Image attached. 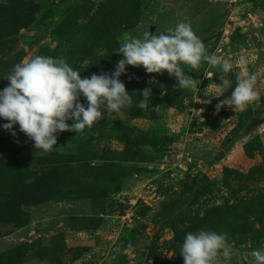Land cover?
Masks as SVG:
<instances>
[{
	"label": "rangeland",
	"instance_id": "obj_1",
	"mask_svg": "<svg viewBox=\"0 0 264 264\" xmlns=\"http://www.w3.org/2000/svg\"><path fill=\"white\" fill-rule=\"evenodd\" d=\"M182 21L233 61L228 73L182 66L200 84L181 89L165 70L126 66L132 104L121 116L102 106L48 153L17 125L15 137L0 128V264H183L184 235L200 229L227 234L235 254L223 264H249L264 246V123L248 130L264 119V0H0V89L35 55L64 58L82 78L111 73L125 40ZM241 72L255 73L259 99L216 111L231 93L207 97L217 76L234 86Z\"/></svg>",
	"mask_w": 264,
	"mask_h": 264
},
{
	"label": "clouds",
	"instance_id": "obj_2",
	"mask_svg": "<svg viewBox=\"0 0 264 264\" xmlns=\"http://www.w3.org/2000/svg\"><path fill=\"white\" fill-rule=\"evenodd\" d=\"M115 52L121 58L111 73H93L83 78L61 57L35 55L14 64L4 78L7 85L0 89V119L7 121L0 124V128L15 137L13 126L17 125L33 142L35 150L48 153L56 149L53 146L59 132L79 134L98 122L102 118V106L105 111L121 116V110L132 104V94L125 90L120 80L126 66H142L147 73L165 70L175 77V86L181 89H195L200 84V80L193 79L182 66L195 70L203 62L212 68L218 66L224 74L233 68L232 60L208 53L186 21L178 22L166 32L149 34L144 31L140 37L125 40ZM238 62L244 65L246 60L240 57ZM217 77L219 83H215L207 97L219 98L229 88L231 93L218 101L216 111L222 106L243 110L259 99L255 73L237 74L234 86L224 75ZM150 95V88L143 89L136 106L145 108ZM179 252L183 264H223L235 254V249L226 233L200 229L185 233ZM173 254L171 250L167 252L169 257ZM250 255L249 264H264V246L253 249Z\"/></svg>",
	"mask_w": 264,
	"mask_h": 264
},
{
	"label": "water",
	"instance_id": "obj_3",
	"mask_svg": "<svg viewBox=\"0 0 264 264\" xmlns=\"http://www.w3.org/2000/svg\"><path fill=\"white\" fill-rule=\"evenodd\" d=\"M264 123V119L263 120H260V119H254L252 121V124L249 126L248 130H251L252 127L256 128L260 125H262ZM225 156L224 153H221L217 158L216 160H220L221 158H223ZM27 239H28V236H27Z\"/></svg>",
	"mask_w": 264,
	"mask_h": 264
},
{
	"label": "crops",
	"instance_id": "obj_4",
	"mask_svg": "<svg viewBox=\"0 0 264 264\" xmlns=\"http://www.w3.org/2000/svg\"><path fill=\"white\" fill-rule=\"evenodd\" d=\"M17 238H18V235H17Z\"/></svg>",
	"mask_w": 264,
	"mask_h": 264
}]
</instances>
